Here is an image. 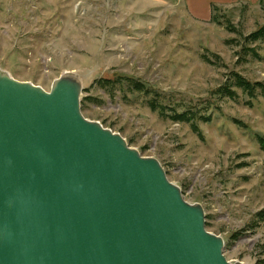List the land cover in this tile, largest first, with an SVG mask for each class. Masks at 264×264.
Returning a JSON list of instances; mask_svg holds the SVG:
<instances>
[{
	"label": "rangeland",
	"instance_id": "1",
	"mask_svg": "<svg viewBox=\"0 0 264 264\" xmlns=\"http://www.w3.org/2000/svg\"><path fill=\"white\" fill-rule=\"evenodd\" d=\"M209 9L197 16L187 0H0V69L47 92L74 72L84 118L157 160L184 201L202 208L227 261L264 264L255 217L264 209V97L232 84L238 74L264 88V42L248 40L264 26V0ZM183 112L197 132L169 118Z\"/></svg>",
	"mask_w": 264,
	"mask_h": 264
},
{
	"label": "water",
	"instance_id": "2",
	"mask_svg": "<svg viewBox=\"0 0 264 264\" xmlns=\"http://www.w3.org/2000/svg\"><path fill=\"white\" fill-rule=\"evenodd\" d=\"M81 94L73 73L47 92L0 69V264H240Z\"/></svg>",
	"mask_w": 264,
	"mask_h": 264
},
{
	"label": "trees",
	"instance_id": "3",
	"mask_svg": "<svg viewBox=\"0 0 264 264\" xmlns=\"http://www.w3.org/2000/svg\"><path fill=\"white\" fill-rule=\"evenodd\" d=\"M214 7H215L214 5H211L212 10L214 9ZM248 40H250L251 42H256V41H263L264 42V26L261 27L260 29H258L257 31H255L253 34H251L248 37ZM120 80H124V81L129 82L131 84V86L133 87V89L137 92H145L146 91L145 87L140 82H134L130 78H125V77L120 78ZM232 84L234 86H236L237 88L241 89L251 99H253L255 97V95H254L255 88L260 87L262 89L263 97H264V88L260 84H255V85L251 84L248 81H246L245 79H243L241 76H239L238 74L234 75V78L232 80ZM222 90L224 91V94L227 95L229 98H232L235 95V93L232 92L227 87L223 88ZM150 109L152 111H157V109H158L159 115H161V116L165 115V113L163 112L164 108H159L152 102L150 103ZM169 118L175 122L192 123L191 126H192L193 130L195 132H197V128L193 124L194 115L191 114L190 112L174 113L172 116H169ZM258 143L260 144L261 149L264 150V139L259 138ZM255 217L258 220V222H264V209H262L261 211L256 213ZM261 263H264V260H262Z\"/></svg>",
	"mask_w": 264,
	"mask_h": 264
},
{
	"label": "crops",
	"instance_id": "4",
	"mask_svg": "<svg viewBox=\"0 0 264 264\" xmlns=\"http://www.w3.org/2000/svg\"><path fill=\"white\" fill-rule=\"evenodd\" d=\"M233 1L256 2L257 0H187L189 9L197 16H207L211 3L225 5Z\"/></svg>",
	"mask_w": 264,
	"mask_h": 264
},
{
	"label": "bare ground",
	"instance_id": "5",
	"mask_svg": "<svg viewBox=\"0 0 264 264\" xmlns=\"http://www.w3.org/2000/svg\"><path fill=\"white\" fill-rule=\"evenodd\" d=\"M71 73V72H70ZM74 73V72H73ZM192 205V204H191Z\"/></svg>",
	"mask_w": 264,
	"mask_h": 264
}]
</instances>
